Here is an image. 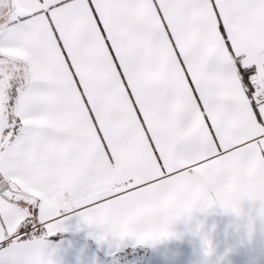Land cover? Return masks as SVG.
Returning a JSON list of instances; mask_svg holds the SVG:
<instances>
[{"label":"snow or ice","instance_id":"6c2138e0","mask_svg":"<svg viewBox=\"0 0 264 264\" xmlns=\"http://www.w3.org/2000/svg\"><path fill=\"white\" fill-rule=\"evenodd\" d=\"M264 216V0H0V264L119 251L186 214Z\"/></svg>","mask_w":264,"mask_h":264},{"label":"crops","instance_id":"0c3cea01","mask_svg":"<svg viewBox=\"0 0 264 264\" xmlns=\"http://www.w3.org/2000/svg\"><path fill=\"white\" fill-rule=\"evenodd\" d=\"M246 223L219 207L188 215L171 225L167 237L133 248L116 251L107 242L99 243L95 228H76L68 222V231L50 237L53 264H264V216L247 200ZM203 225L211 236L215 254L206 257L202 240L193 226Z\"/></svg>","mask_w":264,"mask_h":264},{"label":"clouds","instance_id":"9594fccd","mask_svg":"<svg viewBox=\"0 0 264 264\" xmlns=\"http://www.w3.org/2000/svg\"><path fill=\"white\" fill-rule=\"evenodd\" d=\"M234 215V214H233ZM246 210L242 205H240V215H234L235 217L238 218V221H240L241 223H246ZM193 219V217H188V221L191 222ZM193 230L194 232L200 236L201 240H202V250L203 253L206 257H211L212 255L215 254V245L213 243V240L211 238L210 235H208L206 232H204L203 230V225L197 223L193 226Z\"/></svg>","mask_w":264,"mask_h":264}]
</instances>
